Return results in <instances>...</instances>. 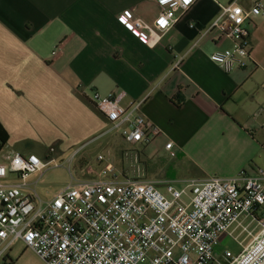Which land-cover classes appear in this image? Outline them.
Wrapping results in <instances>:
<instances>
[{
    "label": "crops",
    "instance_id": "obj_1",
    "mask_svg": "<svg viewBox=\"0 0 264 264\" xmlns=\"http://www.w3.org/2000/svg\"><path fill=\"white\" fill-rule=\"evenodd\" d=\"M231 1L198 0L152 47L118 17L132 9L153 25L161 12L157 0H0V123L9 135L3 148L47 160L98 142L116 151L123 169L126 158L146 157L153 167L156 157H180L178 176L161 178L149 176L146 163L135 176L121 174L108 158L116 165L108 179L143 175L161 185L258 174L264 169V14L246 22L247 66L226 72L211 54L235 41L210 26ZM235 1L249 8L255 0ZM94 91L124 92L125 106L141 101L139 112L161 135L131 144L90 101ZM35 143L42 156L28 151ZM97 161L90 170L101 178L105 164ZM224 243L239 250L232 240ZM28 251L18 241L0 264H18L16 255Z\"/></svg>",
    "mask_w": 264,
    "mask_h": 264
},
{
    "label": "built area",
    "instance_id": "obj_2",
    "mask_svg": "<svg viewBox=\"0 0 264 264\" xmlns=\"http://www.w3.org/2000/svg\"><path fill=\"white\" fill-rule=\"evenodd\" d=\"M157 1L161 12L153 25L132 9L118 17L152 47L198 0ZM221 7L210 29L235 44L212 53L211 59L230 72L247 66L246 22L264 14V5L255 0L245 8L233 0ZM124 96L94 91L89 99L128 142H153L161 129L139 112L141 101L125 106ZM172 146L166 143L167 149ZM2 148L0 259L21 241L47 264H264V169L256 175L242 171L187 179L182 187L169 180L162 190L158 181L143 175L108 179L114 164L99 155L105 164L101 178L73 179L52 198H43L37 187L55 159ZM34 173L40 178L30 181ZM225 239L239 250L226 246Z\"/></svg>",
    "mask_w": 264,
    "mask_h": 264
},
{
    "label": "rangeland",
    "instance_id": "obj_3",
    "mask_svg": "<svg viewBox=\"0 0 264 264\" xmlns=\"http://www.w3.org/2000/svg\"><path fill=\"white\" fill-rule=\"evenodd\" d=\"M97 143L98 142H94L87 147L84 146L76 151L68 150L65 153H59L57 151L56 154L49 155L50 158L56 159L55 162L49 164L48 169L44 173V176H42V179H40L37 189L41 196L43 198H52L61 188L65 187L73 179L74 181L94 179L96 175L92 170H90V168L93 162L95 163V161H97L96 158L98 157L99 152H101L100 154L104 155L107 160L108 158L113 159L114 162L119 165L121 174H123V172L125 171L129 176H135L141 165H145L146 163L149 168H151V171L149 170V176H155L156 178H161L162 176H178L175 168H177V165L182 162V159L180 157L173 156L171 157V159H169L168 156L156 157L153 160L155 161L156 165L153 167L148 161L149 159L146 157H141V162H139L138 160L137 162L131 161L130 159L126 158L124 161L123 169L122 160L117 156L116 151L111 147H99L97 146ZM116 143H121V140L118 139ZM122 146L129 151L132 150L131 152L133 153L137 152L136 149L130 144L123 143ZM29 148L30 150L28 151L36 152L41 156L43 155L42 151L38 149L39 146L36 143L34 145H31ZM124 152H126V150H124L123 153ZM44 159L46 160V157H44ZM97 162L99 163V160ZM100 163L101 165L104 164V162ZM115 163L113 164L116 167ZM40 175L41 173H34L31 178L38 179L40 178ZM177 186L182 187L184 185L183 183H177ZM159 187L162 190L165 188L163 185H159ZM229 247L234 249V247ZM18 248L19 245H16L13 252L15 253ZM13 260H18V264H47V262L39 258L32 251L18 254ZM207 264L218 263L209 262Z\"/></svg>",
    "mask_w": 264,
    "mask_h": 264
},
{
    "label": "trees",
    "instance_id": "obj_4",
    "mask_svg": "<svg viewBox=\"0 0 264 264\" xmlns=\"http://www.w3.org/2000/svg\"><path fill=\"white\" fill-rule=\"evenodd\" d=\"M8 132L5 129V127L0 123V141H1V145L0 148L3 147V145H5L8 141Z\"/></svg>",
    "mask_w": 264,
    "mask_h": 264
},
{
    "label": "snow or ice",
    "instance_id": "obj_5",
    "mask_svg": "<svg viewBox=\"0 0 264 264\" xmlns=\"http://www.w3.org/2000/svg\"><path fill=\"white\" fill-rule=\"evenodd\" d=\"M166 2V0H161V3H165ZM189 2V0H185V3H188ZM239 11V10H238ZM126 15H130V14H126ZM121 22L122 23H125L126 24V26L131 30L132 28H133V25L132 24H129L128 22H127V20H125L123 17L121 18ZM161 24H163L164 23V21L163 20H161V21H159ZM137 35H139V33H137ZM0 235H2V234H0Z\"/></svg>",
    "mask_w": 264,
    "mask_h": 264
}]
</instances>
